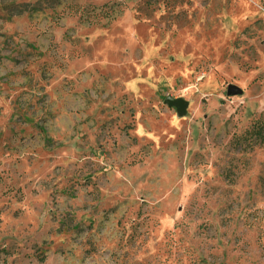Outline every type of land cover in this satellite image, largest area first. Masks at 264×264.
<instances>
[{
  "label": "rangeland",
  "instance_id": "1",
  "mask_svg": "<svg viewBox=\"0 0 264 264\" xmlns=\"http://www.w3.org/2000/svg\"><path fill=\"white\" fill-rule=\"evenodd\" d=\"M1 3L0 264H264V0Z\"/></svg>",
  "mask_w": 264,
  "mask_h": 264
},
{
  "label": "trees",
  "instance_id": "2",
  "mask_svg": "<svg viewBox=\"0 0 264 264\" xmlns=\"http://www.w3.org/2000/svg\"><path fill=\"white\" fill-rule=\"evenodd\" d=\"M56 0H44L39 1L34 5L31 4H16V3H6L3 0L2 7L3 10L6 12V14L10 17L15 16H22L26 13H34V12H40L43 11L45 7H53V2ZM261 133L263 134V129L261 130Z\"/></svg>",
  "mask_w": 264,
  "mask_h": 264
},
{
  "label": "water",
  "instance_id": "3",
  "mask_svg": "<svg viewBox=\"0 0 264 264\" xmlns=\"http://www.w3.org/2000/svg\"><path fill=\"white\" fill-rule=\"evenodd\" d=\"M240 93V89L237 87H230L229 89V95H236ZM169 107L171 108H176L177 110H184L187 106V103L184 102L183 100H175L172 98H168L165 102Z\"/></svg>",
  "mask_w": 264,
  "mask_h": 264
}]
</instances>
